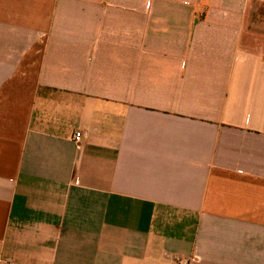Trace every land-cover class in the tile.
Here are the masks:
<instances>
[{
    "label": "crops",
    "instance_id": "obj_1",
    "mask_svg": "<svg viewBox=\"0 0 264 264\" xmlns=\"http://www.w3.org/2000/svg\"><path fill=\"white\" fill-rule=\"evenodd\" d=\"M0 264H264V0H0Z\"/></svg>",
    "mask_w": 264,
    "mask_h": 264
},
{
    "label": "built area",
    "instance_id": "obj_2",
    "mask_svg": "<svg viewBox=\"0 0 264 264\" xmlns=\"http://www.w3.org/2000/svg\"><path fill=\"white\" fill-rule=\"evenodd\" d=\"M82 138H83V135H82V133H80V132H77V133L74 135V141L76 142V144L78 145V147H79L80 144H81Z\"/></svg>",
    "mask_w": 264,
    "mask_h": 264
}]
</instances>
